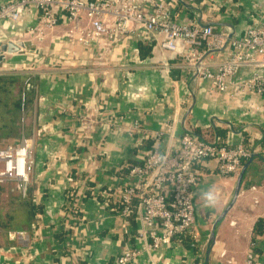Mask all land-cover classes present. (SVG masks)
Instances as JSON below:
<instances>
[{"label":"crops","instance_id":"crops-1","mask_svg":"<svg viewBox=\"0 0 264 264\" xmlns=\"http://www.w3.org/2000/svg\"><path fill=\"white\" fill-rule=\"evenodd\" d=\"M142 1L145 7L150 4ZM166 2L178 21L192 19L219 28L230 23L236 33L264 9V0ZM40 24V10L33 5L15 21L0 18V42L18 33L20 40H28L27 47L6 54L0 71L15 69L30 81L31 131H23L21 138H27L34 156L29 197L41 205L24 227L0 223V264H117L123 247L141 240L135 218L131 222L122 216L105 198L115 201L114 191L126 183L127 161H141L154 147L164 150L176 144L185 129L205 140L220 135L230 145L244 140L262 153L264 96L236 83L256 67L243 66L226 90L212 91L209 80L199 75L193 79L183 45L163 49L159 32L83 45L68 36L63 16L51 28L40 31ZM223 54L202 50V59L215 65ZM173 120L171 136L164 124ZM158 130L165 131L157 136ZM199 170L193 193L195 244L175 238L142 252L131 264H200L212 223L229 200L237 175L221 174L215 158L206 159ZM7 182L17 189L16 182ZM88 184L93 194L84 197ZM64 205H75L80 213ZM259 218L264 219V160L254 156L217 228L208 264H249L250 250V264H264V230L253 228ZM12 230L25 233L12 238Z\"/></svg>","mask_w":264,"mask_h":264},{"label":"built area","instance_id":"built-area-1","mask_svg":"<svg viewBox=\"0 0 264 264\" xmlns=\"http://www.w3.org/2000/svg\"><path fill=\"white\" fill-rule=\"evenodd\" d=\"M9 0L0 4V18L15 21L28 6L40 10L42 28H51L61 16L68 24L67 34L87 45L106 39L113 42L127 34L155 35L163 38L160 46L175 51L181 43L186 66L209 80L212 91H224L245 65L257 69L251 76L240 78L237 86L264 96V9L249 19L246 28L229 37L231 28L200 24L195 20L178 21L166 0ZM32 31V29H30ZM16 34L13 41L20 40ZM202 50H221L222 60L215 65L203 61ZM260 69V70H258ZM137 126V123H133ZM166 131L174 134V120L165 122ZM165 131V130H164ZM164 131H156L157 136ZM264 136V135H263ZM257 148L243 140L230 145L218 137L205 140L189 129L183 130L176 144L164 150L151 149L145 158L125 163L127 181L114 191L118 212L129 218L135 208V232L140 245H125L118 254L117 264H131L142 252L170 244L180 235L195 231L196 208L193 193L200 181V165L215 158L223 175H237L243 162ZM264 153V146L261 150ZM34 156L27 138L0 146V183L13 181L26 195L31 180ZM254 187V186H252ZM24 230H12L9 236H23ZM253 251L247 253V262Z\"/></svg>","mask_w":264,"mask_h":264},{"label":"rangeland","instance_id":"rangeland-1","mask_svg":"<svg viewBox=\"0 0 264 264\" xmlns=\"http://www.w3.org/2000/svg\"><path fill=\"white\" fill-rule=\"evenodd\" d=\"M27 79L28 77L25 73L15 72V69L11 68H1L0 146L9 142L19 141L23 131L25 133L31 131V128H29L31 122L28 119L32 116V106H27L28 104L25 101V104L23 102L22 105L26 108V113L22 108L17 109L14 107V102L19 98L22 100L24 96H31L32 88H30L31 91L29 93H27V90H23ZM11 187V183H0V222H7L6 225L10 228L24 227L33 217L28 205V197H22L18 189L13 190L10 189Z\"/></svg>","mask_w":264,"mask_h":264},{"label":"water","instance_id":"water-1","mask_svg":"<svg viewBox=\"0 0 264 264\" xmlns=\"http://www.w3.org/2000/svg\"><path fill=\"white\" fill-rule=\"evenodd\" d=\"M224 25H227L231 28V32L229 33V37H230L232 35V33L234 32V27L230 23L224 24ZM27 44H28V40H18V41L6 40L3 42H0V64L4 61L7 53L17 52L21 48L27 47L28 46ZM196 76H197V70L195 69V71L193 73V79L196 78ZM254 156H257V157L261 158L262 160H264V156L262 153L252 152L250 154V156L245 160L243 165L241 166V168H240V170L236 176V180H235L231 195L229 197V200L224 205V207L221 209V211L219 212V214L217 215V217L215 218V220L212 223L209 235L206 239V243H205V247H204V253H203L202 260L200 261V264H208L210 252H211V249H212L214 242H215L217 228H218L220 222L224 219L228 210L234 204V202H235V200H236V198L240 192V189L242 187L244 176L246 174L247 168H248L249 164L252 162Z\"/></svg>","mask_w":264,"mask_h":264},{"label":"trees","instance_id":"trees-1","mask_svg":"<svg viewBox=\"0 0 264 264\" xmlns=\"http://www.w3.org/2000/svg\"><path fill=\"white\" fill-rule=\"evenodd\" d=\"M30 88H31L30 87V81H29V78H28L25 81V83H24L23 90L24 91L27 90L28 91L27 93H29L31 91ZM31 100H32L31 96H28V95H27V97H25V96L22 97V100H21V98H19L16 102H14V107H16L17 109H21L22 108L23 110H25L26 108L22 105L23 102L25 101L26 104H28L27 106H29V104H31ZM25 102H24V104H25ZM25 113H26V110H25ZM218 140L221 141V142H225L224 139L220 135L218 136ZM245 144H247V142H245ZM133 162H135V161H127V163H133ZM123 169L126 171L125 166H123ZM90 185H92V184H88V188L85 191L84 197H88V196H90V195L93 194L92 191H91L92 188L90 187ZM109 196L110 195H108V197L105 198V200H107L110 205L115 206V208L117 209L119 207V204L116 201H113V198L111 196L110 197ZM22 197H25V198L28 197V205H29V208H30V211H31V214L32 215H34L35 213L41 211V205H40V203L33 202L32 199L29 197V189L28 188H27L26 195H22ZM72 197H73L72 193H69L68 196H67V198H70V199H72ZM64 207H65L64 209L70 210L73 214L80 213L79 210H78V208H77V206H75V205H64ZM128 216H129L130 221L131 222L132 221L134 222V218H135V208H134V204H132V210H131V212L129 213ZM253 228H254V231H256V232H259V231L264 230V219L263 218L257 219L256 222L254 223V227ZM189 238H190V240L192 242L189 245H194L195 244L194 232L187 233V234H182V235H180V238H178V239L179 240H182V241L183 240L186 241L187 239L189 240Z\"/></svg>","mask_w":264,"mask_h":264},{"label":"clouds","instance_id":"clouds-1","mask_svg":"<svg viewBox=\"0 0 264 264\" xmlns=\"http://www.w3.org/2000/svg\"><path fill=\"white\" fill-rule=\"evenodd\" d=\"M208 199H209V200H212V196H211V195H209V196H208Z\"/></svg>","mask_w":264,"mask_h":264}]
</instances>
